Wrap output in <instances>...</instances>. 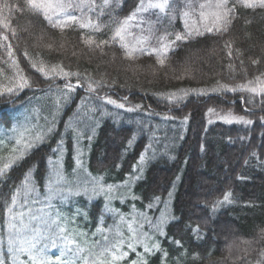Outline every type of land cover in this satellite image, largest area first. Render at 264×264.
I'll return each instance as SVG.
<instances>
[{
	"label": "trees",
	"instance_id": "16d2710c",
	"mask_svg": "<svg viewBox=\"0 0 264 264\" xmlns=\"http://www.w3.org/2000/svg\"><path fill=\"white\" fill-rule=\"evenodd\" d=\"M139 1L74 7L99 30L75 23L61 30L25 0H0V21L8 23H0V167L14 148L32 144L0 176L3 264H30L27 254L8 252V207L18 189L14 214L27 219L31 210L56 221L40 245H49L51 261L85 264L119 243L126 255L115 264H264V93L247 90L264 82V8L237 4L227 32L200 25L203 35L169 44L163 59L144 49L129 57L112 37ZM171 5L164 18L152 15V44L163 47L186 31L181 2ZM228 113L251 123H227ZM57 161L61 183L79 195L49 191ZM94 181L104 191L85 192Z\"/></svg>",
	"mask_w": 264,
	"mask_h": 264
},
{
	"label": "snow or ice",
	"instance_id": "6c2138e0",
	"mask_svg": "<svg viewBox=\"0 0 264 264\" xmlns=\"http://www.w3.org/2000/svg\"><path fill=\"white\" fill-rule=\"evenodd\" d=\"M95 0H90V2H86V0H80L78 4H73L72 0H25V5L27 9L31 10L34 13H38L43 15L44 19L49 22L53 27H58L63 30L65 27L70 26L72 24H78L80 28H95L99 30V25L94 24L90 17H77L75 14H72L69 9L79 8L82 12L84 9H88V11L94 10ZM105 6L109 4V0H103ZM240 5L244 8L255 9L257 7L264 8V0H235V3L232 6H229V0H205L204 3H200L198 5L199 14L198 20L203 24L204 30L207 32H217L223 33L228 31V26L231 24L232 18H234L235 7L236 5ZM4 7H8V5H4ZM172 5L171 0H141L137 9L127 17L123 22L119 24V26L114 30V34L112 39L116 40L117 38L121 42V47L126 49V55L131 57L134 52L137 50L143 51L142 48L138 49L137 45H142L147 41L146 37H137L134 42L129 44L125 42L126 35H131L129 32L130 22L137 18L139 13L147 12L149 10H158L159 13H163L165 15L171 11ZM186 8L188 10L183 12V17L185 18V28L186 31L183 34L177 33L175 35V40L169 41L167 44H163L164 48H167L169 44H174L176 41H183L189 39L193 35H203L204 33L199 30L198 27L189 26L187 20L191 18L192 15L195 14V7L191 4L190 0L186 3ZM3 24L4 28H8V23L6 21H0ZM143 23V21H141ZM211 25V26H209ZM139 27V25H137ZM4 40H7V36L3 37ZM161 41L165 38L161 37ZM85 43L91 45L94 44L91 38L85 41ZM101 43H106L101 41ZM230 44H226V47H230ZM99 47V45H97ZM231 54V53H229ZM12 53L9 52V56ZM159 63L163 64L164 61L160 60ZM253 63H258V61H253ZM32 67L36 69V71L42 73L44 76H48V72L45 70L44 66L37 67L36 63L32 64ZM22 71V70H21ZM52 71H56V68H53ZM63 72V69H60ZM63 75L68 76L69 73L64 72ZM259 79V78H258ZM20 83L16 85V87L23 89L28 86V80L20 76ZM71 88V85L68 86ZM246 86H241L244 88ZM90 91H95V89L89 87ZM235 91V89H232ZM250 92H259L264 93V82L261 83L259 88L252 87L247 89ZM8 93L13 92V88L9 87L6 89ZM108 104L115 105L117 108H124L123 104H118L115 100L107 99ZM132 111V109H128ZM209 111H212L211 109ZM225 122L231 123L233 120L242 121L244 123H251V121H243L242 117H234L231 113H228L221 117ZM48 131H52L51 128ZM37 140H42V136H37ZM21 143L20 140L16 141V144L19 145ZM32 144L27 143L24 145L23 149H13L14 155L10 156L3 166L0 167V176H3L10 168L13 167L19 160L23 158L25 152L28 148H31ZM53 151H57L54 149ZM18 154H15L17 153ZM144 156H141V162H143ZM52 163V161H50ZM79 163V160H77ZM57 167L54 169V175L56 176L55 181H51L49 183V191L54 193L55 195L64 197L65 195H79L80 191H73V188L68 185V182H63L62 174L59 171V161L56 162ZM23 189L26 194H30L35 191V187L31 183L30 174H26L25 180L23 183ZM80 186H77L79 188ZM112 190V186H108V192L110 193ZM84 191H91L92 193H98L104 191L103 186L99 184V181H94L89 188L88 186H84ZM19 194V189L17 190V194H14L12 197V205L8 207L9 220L7 223L8 228V252L9 253H24L29 257L30 264H71V261L62 260L61 257H57L55 261L49 260L44 252L49 246L48 244H42V241L45 239H49L46 236V233L52 228L53 224H56V221H50L44 219L43 215H35L32 214L31 210L27 214V219H25L26 214L23 212L13 213V206L17 203V195ZM229 194L224 196V201L227 202L229 200ZM38 203V201H34ZM39 212H43L42 209L38 210ZM36 222L33 224V222ZM59 227V225H57ZM60 231L63 232L64 229L61 227ZM161 234H163L161 232ZM107 239V238H105ZM71 243V241H69ZM176 243H179L178 241ZM51 246H55V242L52 241ZM130 248L133 245L130 243L128 245ZM157 250L159 249V245L154 246ZM115 249V251H113ZM150 249L147 245H145V252H150ZM64 253L61 252V256ZM126 255V253H122L119 251V243L116 245H112L111 247H104L101 249L99 253L95 255V258L90 262L85 260V264H115L116 261L122 259V257ZM111 257L110 259L108 257ZM14 258L18 259V257ZM0 264H3V261H0ZM23 264V262H21Z\"/></svg>",
	"mask_w": 264,
	"mask_h": 264
},
{
	"label": "rangeland",
	"instance_id": "374dc122",
	"mask_svg": "<svg viewBox=\"0 0 264 264\" xmlns=\"http://www.w3.org/2000/svg\"><path fill=\"white\" fill-rule=\"evenodd\" d=\"M172 1H177V0H171ZM181 2V4L184 6L185 11L188 10L186 8V3L189 2V0H178ZM191 4L195 7V14L191 16V18H189V25L192 27H198L200 29V25L202 24L199 20H198V14H199V8L198 5L200 3H204L205 0H190ZM145 3H147V0H145ZM69 11L72 14H75L73 11H71V9H69ZM150 14H158L160 17L162 16L163 13H159L158 10H149L147 12H143V13H139L137 15V18L133 21L130 22V26H129V32L131 33V35H126V40L125 42H128L129 44H131L132 42H134V40L137 37H146L147 41L145 43H143L142 45H137V48L140 49H144V50H148L151 52H155L158 54V57H163V55L165 54V50L164 47L155 45L151 43L150 40V32H149V22L151 23L153 20H151L148 16ZM141 21H143V23H141ZM137 25H139V27H137ZM211 26V25H209ZM163 59V58H162Z\"/></svg>",
	"mask_w": 264,
	"mask_h": 264
}]
</instances>
